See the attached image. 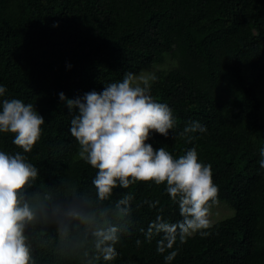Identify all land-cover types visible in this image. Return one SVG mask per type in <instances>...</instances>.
I'll return each mask as SVG.
<instances>
[{
	"label": "trees",
	"instance_id": "trees-1",
	"mask_svg": "<svg viewBox=\"0 0 264 264\" xmlns=\"http://www.w3.org/2000/svg\"><path fill=\"white\" fill-rule=\"evenodd\" d=\"M144 68L158 77L152 97L177 118L168 137L152 132L147 142L174 158L195 147L211 165L218 202L234 209L207 236L163 254L160 236L149 243L144 233L157 215L181 219L166 184L138 181L99 201L97 170L79 158L70 132L75 109L59 97L102 91ZM0 86V99L32 103L45 120L28 153L15 134L0 133V151L21 152L38 169L23 190L38 214L25 229L33 264H166L172 250L170 264H264V0H0ZM192 121L206 131L188 142L180 133ZM126 193L134 198L122 219L114 206ZM71 211L95 220L82 224ZM112 224L124 229L118 256L96 260L91 233Z\"/></svg>",
	"mask_w": 264,
	"mask_h": 264
},
{
	"label": "clouds",
	"instance_id": "clouds-1",
	"mask_svg": "<svg viewBox=\"0 0 264 264\" xmlns=\"http://www.w3.org/2000/svg\"><path fill=\"white\" fill-rule=\"evenodd\" d=\"M126 73L122 80L108 83L102 91L92 90L82 97L69 99L59 93L70 110L75 109L70 132L78 143L80 159L96 169L92 184L99 201L109 200L117 187L128 189L138 181L166 184L170 199L178 205L181 219L172 223L157 215L145 234L150 243L154 236L157 252L165 253L196 235L207 236L212 228L211 208L218 203V187L213 183L210 164L199 162L195 147L174 158L164 147L154 148L148 143L152 132L168 137L177 118L165 103L151 95L152 84L158 77L152 73L140 76ZM6 88L0 86V97ZM45 122L32 103L22 99H0V133L15 134L13 143L31 152L42 134ZM198 121L188 123L181 136L188 142L192 135L205 132ZM260 167L264 168V147L260 149ZM38 177V169L21 152L8 154L0 151V264H33L30 245L25 235L26 226L37 221V210L23 197L26 186ZM131 193L115 202V211L123 219L131 215ZM155 203H159L158 201ZM152 204L150 207H154ZM71 219L91 225L95 217L80 211L68 213ZM121 227L112 224L96 227L95 259L113 261L118 256ZM143 231V230H142ZM62 238L68 235L67 226L59 228ZM137 246L141 241L137 239ZM177 250L164 256L166 264L176 257Z\"/></svg>",
	"mask_w": 264,
	"mask_h": 264
},
{
	"label": "rangeland",
	"instance_id": "rangeland-1",
	"mask_svg": "<svg viewBox=\"0 0 264 264\" xmlns=\"http://www.w3.org/2000/svg\"><path fill=\"white\" fill-rule=\"evenodd\" d=\"M146 68H148V67H146ZM146 68H144L140 74L135 76L134 83H139L140 82L139 81V77L140 76L149 75L150 72L147 71ZM144 70H146V71L144 72ZM233 213H234V209L230 208L224 202H218L216 205H214L211 208L210 219H211L212 222H214L216 220H219V219H222L224 217L230 216Z\"/></svg>",
	"mask_w": 264,
	"mask_h": 264
}]
</instances>
